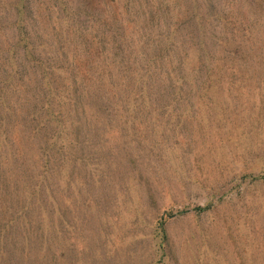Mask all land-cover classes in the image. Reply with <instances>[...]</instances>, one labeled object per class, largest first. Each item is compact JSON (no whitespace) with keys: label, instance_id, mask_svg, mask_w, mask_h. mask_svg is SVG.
Wrapping results in <instances>:
<instances>
[{"label":"rangeland","instance_id":"374dc122","mask_svg":"<svg viewBox=\"0 0 264 264\" xmlns=\"http://www.w3.org/2000/svg\"><path fill=\"white\" fill-rule=\"evenodd\" d=\"M189 1L0 0V264H264V0L205 24L193 72Z\"/></svg>","mask_w":264,"mask_h":264},{"label":"trees","instance_id":"16d2710c","mask_svg":"<svg viewBox=\"0 0 264 264\" xmlns=\"http://www.w3.org/2000/svg\"><path fill=\"white\" fill-rule=\"evenodd\" d=\"M190 2L192 3V5L194 4V9L197 12L196 11L191 12L189 14V16H187L186 20L184 21V19L181 20V18H184L183 12H182L183 7H178V8H176V11L170 15L171 16L170 18H171V20L176 22L178 25L180 24L181 21H184V26H182L184 33L180 34L179 37H181L180 39H182V40L183 39L186 40L187 47L192 49V52L194 50V52L192 54L195 55L194 56L195 58H194V60H192L191 66H189V67L186 66V67L179 68V69L180 70L186 69V71H188V72H193V71L201 70V66L203 63V58L201 55V52L203 50L201 39H202V37L204 35V31L206 29L205 24H208V22L211 19H213V21H216V23H219L220 21L223 23L225 21H228L229 18L228 19H225V18H226V16L229 15L230 12H232L237 1L236 0H190L189 4H190ZM201 6L206 7V11H207L209 6H211V8H209L210 10H208V12L202 13L201 12ZM184 8L187 12L188 11L187 6H184ZM176 23L174 26L171 27L172 35L167 37V35H168L167 34L165 36L166 39L170 38L169 42H174V37H175L174 34L180 29L177 27L178 25H176ZM218 27H219V24H218ZM66 31H64V32H66ZM113 34H114V32H113ZM113 37H114L113 42L115 43L114 48H116V50L118 49V51H122V53H124L125 55H128L127 57H130L132 55V50L130 49V47H129L130 44L127 42V40L122 38V36L117 37V35H113ZM145 43L148 44L149 41L146 40ZM85 44H86V46H85V49L83 50L82 56H72V57H68L67 55L63 56V59H66V60H64V63H66L67 69L72 73V77L74 78V81L76 80L75 78L77 76V70H78L79 65L81 67H84V68L87 66L88 67L92 66L93 69L96 65L97 60L94 61V57L90 53V50L91 51L94 50V46H93V45H95L94 42H90V43L86 42ZM169 44H170V48H171L172 44L171 43H169ZM181 44L182 43H179L178 49L181 48ZM83 48H84V43H82V49ZM162 52H160L159 54L150 55L149 58L147 59L146 65H144V68H142V69L148 71L150 66L153 65V63L158 64V62L161 60V58L164 56V54L167 53L166 49H163ZM146 56H147V54H146ZM177 60L179 62H181L180 55L177 57ZM46 61L48 63L41 64V65H44L43 70L41 72V75L43 78H45L46 85H47V87H49L50 81H48V79H49V76H51V71L52 70H54V71L55 70H62V69H60L56 65H52L51 59L47 58ZM190 62H191V60H190ZM126 63H127V58L124 57V64H126ZM131 64H135L134 61L129 63V65H131ZM38 67L40 68L39 65H38ZM126 67L128 69V65H126ZM129 68L132 69V67H129ZM96 69H97V66H96ZM93 72H94V70H93ZM150 72L151 71H148L149 74H150ZM169 73L170 72H168V76H169L168 79H169L170 85L172 87L174 86L176 88H180L182 83L185 81L187 74H185V72H181V71H179L177 74H172V73L169 74ZM98 74H100V72L97 73V71H95L93 76H92V79L95 80L96 78H98L99 77ZM108 76L110 77V74H108ZM141 91H144V90L142 89ZM75 93H76V90H75ZM144 95H148L146 90H145V92H143V96ZM99 125H100V123H99ZM98 126H96V128H98ZM87 162L89 163L90 161H87ZM200 210H203V209L201 208Z\"/></svg>","mask_w":264,"mask_h":264}]
</instances>
